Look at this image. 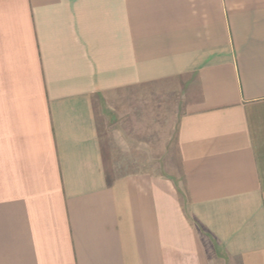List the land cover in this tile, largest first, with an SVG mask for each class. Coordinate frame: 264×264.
Listing matches in <instances>:
<instances>
[{
	"label": "crops",
	"instance_id": "obj_1",
	"mask_svg": "<svg viewBox=\"0 0 264 264\" xmlns=\"http://www.w3.org/2000/svg\"><path fill=\"white\" fill-rule=\"evenodd\" d=\"M0 264H264V0H0Z\"/></svg>",
	"mask_w": 264,
	"mask_h": 264
}]
</instances>
